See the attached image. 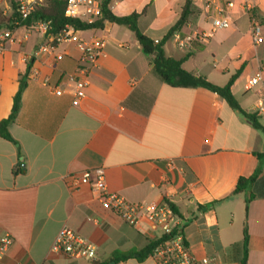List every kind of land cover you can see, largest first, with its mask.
I'll return each mask as SVG.
<instances>
[{"label":"crops","instance_id":"obj_1","mask_svg":"<svg viewBox=\"0 0 264 264\" xmlns=\"http://www.w3.org/2000/svg\"><path fill=\"white\" fill-rule=\"evenodd\" d=\"M206 1L193 0L196 16L179 32L211 30L201 12ZM219 1L235 4L228 10L229 28L195 41L188 53L178 49L172 36L162 49L182 61L184 70L216 86H226L237 74L231 91L246 114H256L264 83L251 89L248 81L264 69V42L253 43L243 0ZM184 3L117 0L109 7L119 18L138 13L143 35L162 42ZM251 3L264 27V0ZM16 34L21 37L24 29ZM79 36L104 39L106 45L90 69L86 97L76 106L75 80L82 77L84 62L75 43L38 52L47 39L36 29L0 53V121L9 117L31 62L19 114L9 127L18 145L0 137V235L13 239L0 264H156L152 257L137 258L160 237L157 228L127 223L100 202L93 185L71 189L70 175L95 168L105 169L107 191L127 202H170L196 258L243 264L246 229L247 264H264V133L217 93L173 87L151 75V59L128 26L107 21L102 29L79 31ZM129 99L134 108L124 105ZM151 100L147 114L135 108ZM258 120L264 127V119ZM20 162L26 171L15 175ZM255 174L257 180L235 194L239 179ZM251 194L256 197L247 208ZM64 226L95 247V259L74 261L51 251ZM124 253L135 255L113 260Z\"/></svg>","mask_w":264,"mask_h":264},{"label":"built area","instance_id":"obj_2","mask_svg":"<svg viewBox=\"0 0 264 264\" xmlns=\"http://www.w3.org/2000/svg\"><path fill=\"white\" fill-rule=\"evenodd\" d=\"M18 4V18L12 23V28L0 30V53L7 50V45L16 41L26 40L29 34L36 30L46 33L49 23L33 22L29 26L24 25L33 12L43 4L45 0H16ZM66 2L65 15L68 18L80 19L88 24H93L101 16V5L103 0H64ZM116 2L117 0H111ZM233 2L221 3L219 0H207L201 7V12L206 14L211 22V30L208 33L196 32L194 34H182L175 32L172 37L179 50L190 52L195 41H206L216 31L229 28L232 25L228 17V10L234 8ZM243 11L249 16L250 33L255 45L264 42V27L261 17L255 13L251 0H243ZM24 29V35L18 37L16 31ZM62 42H73L83 52V68L80 70L81 78L75 80L76 93L73 105L86 97V88L89 85L88 75L91 67L100 56L104 55L106 42L104 39L92 38L83 40L79 36V30L72 26L57 35H51L47 42L42 44L38 52H48ZM155 44L160 41L155 40ZM264 83V69H261L248 81L249 88L253 89ZM259 96L256 101V114L258 118L264 119V88L258 90ZM60 94V92H57ZM71 189L76 190L84 185H93L99 191L98 199L110 210L118 214L130 225L148 222L160 231V237L166 236L153 251L152 257L156 264H209V258H196L191 252L190 246L183 235V223L173 205L168 201L160 203H130L118 194L110 193L105 185V169L95 168L81 174L69 176ZM13 244L10 235H0V260L7 254ZM51 251L64 254L69 259L93 260L96 257L95 247L81 238L72 229L64 226L56 236Z\"/></svg>","mask_w":264,"mask_h":264},{"label":"trees","instance_id":"obj_3","mask_svg":"<svg viewBox=\"0 0 264 264\" xmlns=\"http://www.w3.org/2000/svg\"><path fill=\"white\" fill-rule=\"evenodd\" d=\"M10 8L12 9V13L9 16L0 14V30L6 28H12V23L14 20L18 18V4L16 0H7ZM111 0H103L101 5V16L93 23L88 24L80 19H72L68 18L65 15L66 10V2L64 0H45L42 5H40L31 15L28 21L24 25L29 26L33 22L41 21L49 23V28L45 33V39H48L51 35H57L62 33L67 26H72L79 31H87V30H94V29H102L104 27L105 22H113L119 25H126L128 26L136 35L137 39L139 40L145 54L149 56L151 59V70L150 73L159 81L166 83L173 87H203L206 88L214 93H217L225 101L235 110L240 111L248 122L258 130H261L264 133V127L261 126L258 120L257 114H246L239 106L236 98L234 97L231 87L237 78V74L233 76L229 83L224 87H219L211 82H209L204 77H197L192 73L187 72L183 68V62L178 61L176 59L167 57L162 49L164 41L169 39L175 32L180 31L183 26H185L189 21L195 18L196 16V7L193 3V0H185L184 6L182 8V13L179 21L176 25L169 31L167 36L164 38L162 42L159 44H155L154 41L147 38L143 35V33L139 30L137 21L139 18L138 13H134L127 17H116L110 10ZM30 67L31 62L28 64L27 71L23 77L20 79V85L18 92L14 96L13 99V106L11 113L8 118L3 119L0 121V137L4 138L12 142L15 145H18V142L14 140L11 136L9 127L16 121L17 116L19 114L21 108V100L22 94L27 87V81L30 74ZM132 99L127 100L124 105L134 108L132 104ZM153 101L151 100L146 104V106L142 108H137L143 114H147L150 111ZM20 156H22L21 151L19 150ZM23 162H20L16 168L14 169L13 173L23 174L25 173V167L23 166ZM258 175V174H257ZM257 175L250 178H240L236 189L235 194L241 193L246 191L250 185H252L257 180ZM254 194L249 195L246 200V205L255 198ZM174 207V206H173ZM202 209H206L207 207L201 206ZM175 209V207H174ZM176 210V209H175ZM167 237L157 238L149 242V244L138 253V260L143 261L144 259L151 256L154 249L163 242L164 239ZM248 233L245 229L244 231V247H245V257L243 260V264H247V252H248ZM135 254L131 253H124V254H115L113 257L114 261H123L126 260Z\"/></svg>","mask_w":264,"mask_h":264},{"label":"rangeland","instance_id":"obj_4","mask_svg":"<svg viewBox=\"0 0 264 264\" xmlns=\"http://www.w3.org/2000/svg\"><path fill=\"white\" fill-rule=\"evenodd\" d=\"M11 13H12V9L7 3V0H0V14L2 15L5 14L10 17Z\"/></svg>","mask_w":264,"mask_h":264}]
</instances>
